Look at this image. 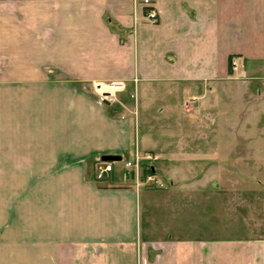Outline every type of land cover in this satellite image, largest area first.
Instances as JSON below:
<instances>
[{
	"label": "crops",
	"instance_id": "1",
	"mask_svg": "<svg viewBox=\"0 0 264 264\" xmlns=\"http://www.w3.org/2000/svg\"><path fill=\"white\" fill-rule=\"evenodd\" d=\"M153 6L158 23L142 0H0V264H264V236L217 232L186 182L118 176L138 148L173 160L191 145L149 136L160 91L195 114L236 97L232 60L264 71V0ZM112 81L128 93L101 101ZM138 99L148 133L133 149ZM104 155L122 158L110 182L95 177Z\"/></svg>",
	"mask_w": 264,
	"mask_h": 264
},
{
	"label": "rangeland",
	"instance_id": "2",
	"mask_svg": "<svg viewBox=\"0 0 264 264\" xmlns=\"http://www.w3.org/2000/svg\"><path fill=\"white\" fill-rule=\"evenodd\" d=\"M235 63L237 68L231 67V73L235 76L232 89L236 97L228 98L227 102H222L219 94L211 98L209 96L207 103L195 108L194 114L189 107L193 99L185 103L181 95H170L163 90L153 98L152 108L149 111L146 109L144 113V118L150 121L147 126L149 136L162 141L186 137L191 145H184L186 150L179 146L181 150L177 152L180 159L168 160L160 155V159L151 164H154L166 183L171 179L186 182L196 193L195 202L202 200L199 198L204 199V211L206 217H210L206 221L217 232L237 234L243 229V232L250 230L264 236V98L258 96L264 89V80L258 74H264V71L251 69L236 60ZM105 90L98 89L99 92ZM125 90L116 92L109 101H116L117 97L123 100V96L128 93ZM139 103L138 99L133 149L139 146L144 132L145 135L148 133L142 123L144 107ZM170 105L176 109L166 114L164 110ZM147 147L155 148L153 145ZM147 166L149 163H144L143 170ZM120 170V178L125 173L127 182L135 183L133 173L125 165L124 170ZM97 180L110 182L111 175L105 180ZM192 189L184 192L190 193ZM200 211L203 212V208ZM203 220L202 217L195 219L196 225L199 226Z\"/></svg>",
	"mask_w": 264,
	"mask_h": 264
},
{
	"label": "built area",
	"instance_id": "3",
	"mask_svg": "<svg viewBox=\"0 0 264 264\" xmlns=\"http://www.w3.org/2000/svg\"><path fill=\"white\" fill-rule=\"evenodd\" d=\"M154 0H142L146 6L145 18L151 23L159 22V13L158 10L153 6ZM237 63V62H236ZM235 60H232L233 69L237 68ZM137 83L138 80L135 79ZM109 84V83H108ZM109 85H117V89L112 93L109 91L99 92L98 89L101 88V84L95 86L96 92L98 93L101 101H109L112 99L116 92L123 91L126 88V82L124 81H113ZM158 155L148 152L141 153L139 150H136L131 159L125 160L124 165L128 171L133 173V178L135 180V185L138 190L145 184H149L151 187L160 188L166 186V182L163 177L159 175L157 171L145 173L143 170V164L149 163V165L158 160ZM154 165V164H151ZM113 162L104 161L99 159L96 163V178L99 180H105L110 177L111 172L114 170Z\"/></svg>",
	"mask_w": 264,
	"mask_h": 264
},
{
	"label": "water",
	"instance_id": "4",
	"mask_svg": "<svg viewBox=\"0 0 264 264\" xmlns=\"http://www.w3.org/2000/svg\"><path fill=\"white\" fill-rule=\"evenodd\" d=\"M106 103H109V101H106ZM102 159L104 161L110 162V161H120L122 158L121 156H116V155H104Z\"/></svg>",
	"mask_w": 264,
	"mask_h": 264
},
{
	"label": "trees",
	"instance_id": "5",
	"mask_svg": "<svg viewBox=\"0 0 264 264\" xmlns=\"http://www.w3.org/2000/svg\"><path fill=\"white\" fill-rule=\"evenodd\" d=\"M231 67H232V62H230V71H231ZM144 171L145 173H147V172L157 171V169L154 165H149L144 169Z\"/></svg>",
	"mask_w": 264,
	"mask_h": 264
},
{
	"label": "bare ground",
	"instance_id": "6",
	"mask_svg": "<svg viewBox=\"0 0 264 264\" xmlns=\"http://www.w3.org/2000/svg\"><path fill=\"white\" fill-rule=\"evenodd\" d=\"M104 85H106V86H109L110 87V89H112V90H105V91H109V92H114L116 89H117V85H109V84H104ZM101 89V88H100ZM102 91V90H101ZM105 91H103V92H105Z\"/></svg>",
	"mask_w": 264,
	"mask_h": 264
}]
</instances>
